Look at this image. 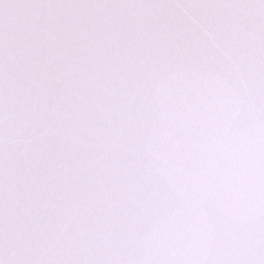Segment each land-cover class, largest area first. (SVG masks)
Returning <instances> with one entry per match:
<instances>
[{
  "label": "snow or ice",
  "instance_id": "6c2138e0",
  "mask_svg": "<svg viewBox=\"0 0 264 264\" xmlns=\"http://www.w3.org/2000/svg\"><path fill=\"white\" fill-rule=\"evenodd\" d=\"M0 264H264V0H0Z\"/></svg>",
  "mask_w": 264,
  "mask_h": 264
}]
</instances>
